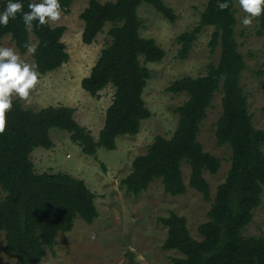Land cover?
Returning a JSON list of instances; mask_svg holds the SVG:
<instances>
[{"label":"trees","instance_id":"1","mask_svg":"<svg viewBox=\"0 0 264 264\" xmlns=\"http://www.w3.org/2000/svg\"><path fill=\"white\" fill-rule=\"evenodd\" d=\"M206 8L199 24L179 36V59H187L194 42L207 27L214 33L212 53L220 49L217 63L208 65L207 73L198 78L186 77L167 89L175 95L185 94L187 101L177 109L178 125L171 138L157 137L145 155L137 157L131 173L121 182L127 194L139 196L161 181L166 195L173 198L187 193L183 165L190 168L189 186L211 203L208 221L198 227L201 241L194 239L186 219L175 213L159 222L168 229L162 246L182 257L173 264H264V235L245 237L244 232L262 205L264 193V130L254 123L249 98L242 84L247 65L236 38L238 0H228L221 11L218 0H205ZM8 0H0V11ZM23 11L39 0H21ZM223 2V0H221ZM63 13L69 14L73 0H60ZM147 4L170 22L176 15L164 0H115L101 3L91 0L81 15L84 22L82 42L92 45L110 24L111 44L101 53L82 88L93 98L109 86L115 89L106 112L105 125L98 141L74 117V110L65 106L48 107L38 112L27 110L21 101L12 100L6 112V125L0 133V189L6 197L0 201V232L6 235L5 252L15 257L14 264H41L47 251L58 245L61 233H70L80 218L92 225L99 217L96 196L83 180L68 174H36L30 158L36 148L53 147L52 129L68 132L71 141L87 156L98 149L115 151L117 139L136 136L143 121L151 118L143 94L151 71L143 63H159L166 53L155 40L140 35L143 22L139 8ZM10 19L0 26V43L10 36L18 51L28 53L31 35L36 39L32 57L39 74L45 75L69 61L62 42L65 27L53 28L48 21L26 27L21 20ZM264 33V13L259 16ZM222 94L221 115L216 124L220 147L231 150V167L227 177L212 198L211 187L204 174L216 175L221 169L219 158L205 152L199 142L201 127L208 118L215 95ZM264 112V107H263Z\"/></svg>","mask_w":264,"mask_h":264},{"label":"rangeland","instance_id":"2","mask_svg":"<svg viewBox=\"0 0 264 264\" xmlns=\"http://www.w3.org/2000/svg\"><path fill=\"white\" fill-rule=\"evenodd\" d=\"M91 0H73L70 13H61L55 27H65L62 42L66 45L69 61L61 68L40 74L39 83L30 91L27 99L13 96L21 101L27 110L38 112L48 107L65 106L75 112V120L87 129L95 141L105 125L106 112L112 103L115 89L109 86L97 98H93L81 86L82 80L89 77L99 60L102 51L111 44L109 30L104 28L92 45L82 42L84 22L82 13ZM101 3L115 0H98ZM173 9L176 20L170 22L147 4H143L138 15L143 22L140 35L153 39L166 56L159 63H143L152 73L143 94L151 118L142 122L136 136H122L117 139L115 151L98 149L95 156H87L74 144L68 132L52 129L50 137L53 147L49 150L36 148L30 158L36 174H68L83 180L95 194V205L99 217L92 225L82 219L75 221L70 233L58 236V245L48 250L41 264H173L174 258L182 257L176 251L162 249L168 236V229L160 222L171 213L184 217L191 236L201 241L198 227L208 221L211 203L189 186L190 168L183 165L187 193L173 198L166 195L161 181H156L149 190L139 196L129 195L121 182L131 173L134 160L145 155L157 137L171 138L175 133L179 115L177 109L186 101L185 94L175 95L167 91L175 81L206 75L208 65L217 63L220 49L212 53L210 42L213 27L205 28L194 42L187 59H179L181 48L179 36L192 31L200 22L206 8L205 0H164ZM247 15L237 8L238 24L236 38L240 45L247 69L241 84L248 95L250 111L254 115L256 128L264 130V33L259 35V17L252 19L249 26L241 20ZM31 46L37 42L31 35ZM0 47H10L17 51L23 60L35 64L32 53L22 55L10 36L2 39ZM222 94L217 93L213 106L208 110V118L201 127L199 142L205 152L219 158L221 169L216 175L204 174L210 184L212 198L218 187L224 183L231 167V150L220 147L216 139V124L221 115ZM6 194L0 189V201ZM264 235V193L262 205L255 210L251 224L244 232L245 237ZM6 235L0 232V264H14L15 257L4 250Z\"/></svg>","mask_w":264,"mask_h":264},{"label":"clouds","instance_id":"3","mask_svg":"<svg viewBox=\"0 0 264 264\" xmlns=\"http://www.w3.org/2000/svg\"><path fill=\"white\" fill-rule=\"evenodd\" d=\"M239 6L247 14L241 20L244 26H249L252 19L264 13V0H238ZM218 8L223 11L228 8V0H218ZM29 11H23L21 0H8L6 7L0 11V26H7L10 19H16L21 13V20L26 27L37 26L48 21H56L63 11L60 0H39L30 3ZM27 51L35 53L33 46L26 45ZM40 74L35 64H29L21 58L16 50L10 47H0V133L5 129L6 112L12 108L13 96L27 99L30 91L39 83Z\"/></svg>","mask_w":264,"mask_h":264}]
</instances>
